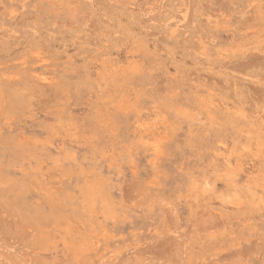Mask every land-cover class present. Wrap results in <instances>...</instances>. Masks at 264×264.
Listing matches in <instances>:
<instances>
[{
	"label": "rangeland",
	"instance_id": "obj_1",
	"mask_svg": "<svg viewBox=\"0 0 264 264\" xmlns=\"http://www.w3.org/2000/svg\"><path fill=\"white\" fill-rule=\"evenodd\" d=\"M0 264H264V0H0Z\"/></svg>",
	"mask_w": 264,
	"mask_h": 264
}]
</instances>
